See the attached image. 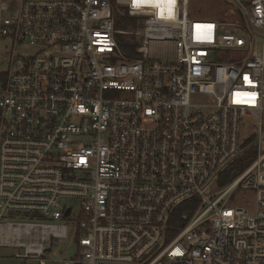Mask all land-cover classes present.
Wrapping results in <instances>:
<instances>
[{
  "label": "built area",
  "instance_id": "1",
  "mask_svg": "<svg viewBox=\"0 0 264 264\" xmlns=\"http://www.w3.org/2000/svg\"><path fill=\"white\" fill-rule=\"evenodd\" d=\"M215 1L0 0V247L264 264V0Z\"/></svg>",
  "mask_w": 264,
  "mask_h": 264
},
{
  "label": "rangeland",
  "instance_id": "2",
  "mask_svg": "<svg viewBox=\"0 0 264 264\" xmlns=\"http://www.w3.org/2000/svg\"><path fill=\"white\" fill-rule=\"evenodd\" d=\"M191 12L195 15V17L199 20H208L204 18H209L212 20H224L230 19L231 16L228 15V11L230 10V6L226 5L223 2L215 1V0H192L190 6ZM242 200H246L247 198H253L252 194H242L240 196ZM76 209V205H75ZM62 251L60 254H58ZM23 252L19 251L15 248H3L0 247V264H37L34 260H19L16 259L15 256L17 253ZM75 246L71 244L69 240L63 243L54 242L53 249L51 252V256L56 258H70L74 255ZM52 264V263H49Z\"/></svg>",
  "mask_w": 264,
  "mask_h": 264
},
{
  "label": "water",
  "instance_id": "3",
  "mask_svg": "<svg viewBox=\"0 0 264 264\" xmlns=\"http://www.w3.org/2000/svg\"><path fill=\"white\" fill-rule=\"evenodd\" d=\"M69 214V212H67V215Z\"/></svg>",
  "mask_w": 264,
  "mask_h": 264
}]
</instances>
